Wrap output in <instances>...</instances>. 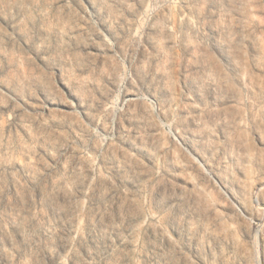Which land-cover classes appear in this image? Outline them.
I'll return each instance as SVG.
<instances>
[{"label":"rangeland","instance_id":"rangeland-1","mask_svg":"<svg viewBox=\"0 0 264 264\" xmlns=\"http://www.w3.org/2000/svg\"><path fill=\"white\" fill-rule=\"evenodd\" d=\"M0 264H264V0H0Z\"/></svg>","mask_w":264,"mask_h":264}]
</instances>
